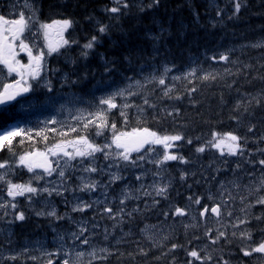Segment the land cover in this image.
Here are the masks:
<instances>
[{"label": "snow or ice", "instance_id": "obj_1", "mask_svg": "<svg viewBox=\"0 0 264 264\" xmlns=\"http://www.w3.org/2000/svg\"><path fill=\"white\" fill-rule=\"evenodd\" d=\"M230 3L229 21L252 7L257 9L253 15L264 18V0ZM210 6L217 17L212 27H223L224 10ZM161 7L164 0H111L102 10L109 21L119 23L132 8L143 13ZM85 20L99 35L81 45L69 32L75 20L42 21L35 0H24L19 10L9 0L7 14L0 13V116L11 117L13 110L25 116L49 113L35 123L23 118L0 123V153L7 154L0 161V264H110L113 257L121 264H139L138 257L150 254L156 261L170 257L167 264H178V252L184 253L181 264H264V72L259 71L264 69V23L256 25L255 39L239 45L242 52H259L254 72L252 63L233 58V46L205 55L212 64L225 65L222 72L192 59L178 73L174 63H155L160 53L154 49L147 63L131 52L122 61L100 53L104 71L97 77L77 73L75 66L87 61L105 37L111 38L115 25L93 15ZM74 45L78 57L70 54ZM60 58L70 71L49 67L51 59ZM121 62L131 74L117 82L112 74ZM241 76L246 84L258 80L262 86L255 92L244 84L235 87ZM221 81L230 94L235 92L231 102L223 93L219 98L233 130L212 128L202 136L152 126L184 119L179 128L188 127L180 105L187 101L198 109L196 94ZM85 82L91 88H82ZM73 88L77 91H67ZM177 182L189 190L184 205L171 200ZM202 182L205 190L193 191ZM26 208L55 225L51 250L42 240L15 247L13 226L29 219ZM208 214L215 218V228L208 226ZM177 218L183 242L176 236ZM105 220L111 223L102 225ZM62 221L69 227L63 228ZM201 223L207 242L194 244L201 236L189 238L188 232L199 231ZM134 226L141 239H133ZM129 242L135 248L122 250Z\"/></svg>", "mask_w": 264, "mask_h": 264}, {"label": "trees", "instance_id": "obj_2", "mask_svg": "<svg viewBox=\"0 0 264 264\" xmlns=\"http://www.w3.org/2000/svg\"><path fill=\"white\" fill-rule=\"evenodd\" d=\"M214 1L225 12V15L220 18L224 21L223 27L220 25H217L216 28L212 27V22L217 17L215 7H211L208 4V0H164V7L143 13L139 12L137 8H132L130 14L123 17L119 23L114 20L109 21L102 10L105 5H111L109 0H41L39 15L42 21L49 22L51 18H60L61 16L71 17L76 23L69 32L81 45L91 35H99V33L94 32L93 23L85 20L86 16L93 15L104 20L106 23L115 25L110 33V39L105 37L102 44L95 49L87 61L79 60L75 66L77 73L87 71L90 75L95 73L99 77L104 71L100 53H103L106 57L122 61L123 56L131 52L134 59L139 61L140 57H144L143 62L147 63V58L151 56L154 49H158L160 53L155 63L160 64L165 60L174 63L176 65L175 71L178 73L182 72L192 59L200 60L206 68L211 65L212 68L222 72L225 65L212 64L210 60L205 58V55L210 56L214 52H220L233 46L237 48V51L233 53V58L239 57L240 60L246 63H252L254 65L252 72H254L259 67L256 63L259 52L252 48H246L242 52L239 49V45L247 43L259 35L254 29L256 25L264 23V18L253 15L257 9L252 7L242 11L239 20L229 21L227 14L232 9L230 0ZM143 2L147 3V0H143ZM161 28L165 29L163 33H161ZM151 37H160V39L155 40ZM78 53L79 47L74 45L70 50V54L73 57H78ZM59 60L61 63H58V67L71 70L70 66L64 64L63 58ZM259 71L264 72V69H259ZM252 72L249 74V79H251ZM124 73L131 74L128 72L126 62H121L118 64L117 70L112 74V77L115 81L121 82ZM231 79L236 78L231 77ZM89 84L91 83L85 82L81 87L86 89ZM241 84H244L245 90L252 92H255L262 86L258 80L253 81L251 85L244 83L243 76L240 77L235 87H239ZM221 93L224 94L225 99L229 102L235 97V92L233 91L230 94L229 89L223 87V82L221 81L217 85L202 88L196 94V98L201 101L198 109H192L187 101L180 105L188 121V127L179 128V125L184 123V119H181L175 125L170 121H166L163 125L153 123L152 126L167 127L169 130L176 129L184 131L189 135L202 136H206L212 128L223 131L233 130L234 126L228 121V109L224 108L222 112L220 109L219 98ZM197 112L202 113V115H197ZM218 112H220V115H217ZM36 114H38L37 111L25 116L13 111L11 117L7 115L0 116V123H10L14 118L28 119L35 123L37 120ZM257 115H259V112ZM115 118L118 119V117ZM220 121L223 122L221 123ZM6 158V153H0V161ZM208 158L205 157V163H207ZM17 178L18 180L20 179V177ZM23 178L27 179V176L25 175ZM193 191L203 192V183L199 187L194 184ZM188 194L189 190L187 186L177 182L171 190V200L173 203L184 205ZM161 207H166V203L162 202ZM59 210L64 211V206L59 205ZM25 211L29 219L23 224L17 223L14 227L15 247L19 250L25 244H32L36 240H42L47 242L51 250L52 227L55 225H50L46 218L37 217L33 211L27 208ZM156 221L157 217L152 216L151 222ZM101 223L103 225L110 224L111 222L105 220ZM60 224L63 228L69 227L67 221H62ZM125 230H127V225L125 226ZM203 230V226L199 227V231L196 229L189 230V238L194 233L201 236L200 241H193L194 244H201L206 241L203 237ZM133 232L135 235L137 234L136 226L133 227ZM255 235L259 236V233L256 232ZM176 236L180 242L184 241V228L182 226L176 227ZM142 243L145 247H149L147 242L142 241ZM125 244L127 246H120L122 250L129 251L135 248V245L131 242ZM32 254L40 255L39 252H33ZM155 254H158V251ZM177 255L179 258L178 264H181L184 259V253L178 252ZM23 259L21 257V260ZM167 259H170V257L161 258L160 261H156L152 259V254L148 258H137L139 264H167ZM28 264H33V262L28 261ZM110 264H121V262L113 257ZM123 264H128V262L124 261ZM249 264L252 263L249 262Z\"/></svg>", "mask_w": 264, "mask_h": 264}, {"label": "rangeland", "instance_id": "obj_3", "mask_svg": "<svg viewBox=\"0 0 264 264\" xmlns=\"http://www.w3.org/2000/svg\"><path fill=\"white\" fill-rule=\"evenodd\" d=\"M12 3H15L16 4V0H14V1H12ZM23 3H24V1H23ZM23 3L22 2H19V6L16 4V6H17V9L19 10L20 8H21V6L23 5ZM8 10H9V3L7 4V7H6ZM26 11V10H25ZM67 34V33H66ZM66 34H65V36H66ZM42 42V41H41ZM25 59V61H26V57L24 58ZM49 114V113H48ZM47 114V115H48ZM46 115V116H47ZM46 116H44L42 119H44ZM243 129H241V131H242ZM203 183V182H202ZM195 213L193 212V215H194ZM186 219V218H185ZM177 221H178V223H176V225H182V223H180L179 221H180V218H177ZM207 224H208V226L210 227V226H213V224H214V221L212 220V218L211 217H208L207 218ZM183 227V226H182ZM121 246H126V244H123V245H121Z\"/></svg>", "mask_w": 264, "mask_h": 264}]
</instances>
